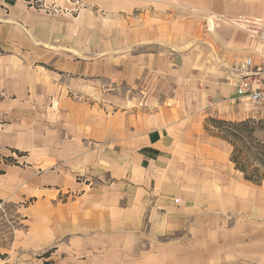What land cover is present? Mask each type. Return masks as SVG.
I'll list each match as a JSON object with an SVG mask.
<instances>
[{
  "label": "rangeland",
  "instance_id": "rangeland-1",
  "mask_svg": "<svg viewBox=\"0 0 264 264\" xmlns=\"http://www.w3.org/2000/svg\"><path fill=\"white\" fill-rule=\"evenodd\" d=\"M24 1L78 19L81 34L15 62L31 103L14 106L15 78H0V154L14 158L0 165V264H264V108L212 99L255 51L235 19L264 18V0ZM61 57L99 69L60 71ZM215 119L255 122L256 179ZM16 126L33 141L20 143ZM156 126L174 129L164 163L138 151ZM41 153L58 160L40 163ZM237 184L253 193L238 196Z\"/></svg>",
  "mask_w": 264,
  "mask_h": 264
},
{
  "label": "crops",
  "instance_id": "crops-1",
  "mask_svg": "<svg viewBox=\"0 0 264 264\" xmlns=\"http://www.w3.org/2000/svg\"><path fill=\"white\" fill-rule=\"evenodd\" d=\"M78 19H72L70 16L64 15H49L47 13L39 12L29 7L26 1L24 0H0V45L5 44L8 45L11 51H15L14 54L0 57V78L2 75H7L10 78H15L13 88L18 85L20 96L14 102V106L16 103H31L30 99L22 95L23 91L26 89L25 84H28V81L23 79L20 80L21 74L19 73V65L15 64L18 59H22L20 56H25L23 59V63L26 64L25 58L28 57V54H31L30 48H33L37 45H52L59 46L61 43L70 44V41L76 40V36L81 34L80 25L78 24ZM238 24V20L235 19ZM215 23L214 21L210 22V27L213 29ZM239 25V24H238ZM249 44V38L247 39ZM35 45V46H34ZM75 47V44H73ZM250 52V51H246ZM11 56H13L11 58ZM27 56V57H26ZM246 56V55H245ZM60 71L64 69H85L87 72H95L94 69H99L98 65L92 63V65H85L79 60L73 61L69 60L65 57H61L58 62ZM27 72L32 71L31 68L27 65ZM22 66V67H23ZM38 71V70H36ZM28 79V77H26ZM17 79V80H16ZM2 81L0 80V83ZM1 85V84H0ZM215 95L212 99L217 101L218 99L224 100L226 97V93L228 94V100L237 99V93L234 86H230L227 83L224 85L218 86L216 90L212 91ZM248 103V102H247ZM19 109L25 110L23 107H19ZM25 115L24 112L21 111L20 117L23 120H31L32 116ZM13 128H10L12 131ZM172 127L170 126H161L154 127L148 130L147 132L139 134L138 138H143L141 141L144 143L139 146L138 151H140L141 158L153 156L157 157L161 163L168 161L171 153V144L175 142L174 131L172 132ZM172 132V133H171ZM14 137L21 143H31L30 134H27L21 128H15ZM12 134V133H11ZM10 134V135H11ZM36 141V140H34ZM142 152V153H141ZM145 154V156H144ZM171 154V155H170ZM40 163H48L54 162L58 160V158L47 156L45 157L43 153L39 155ZM15 173H11L10 181H15ZM3 174H6L3 173ZM2 177V175H0ZM47 178L42 176L36 178L37 181L41 183L45 182L47 184ZM49 179V178H48ZM57 180L60 183H64L67 181V177H61ZM69 181V180H68ZM67 181V182H68ZM26 182V180H25ZM43 190V189H41ZM234 192L241 197H245L252 192L250 188L246 185L237 184L234 188ZM253 193V192H252ZM44 194V193H42Z\"/></svg>",
  "mask_w": 264,
  "mask_h": 264
},
{
  "label": "built area",
  "instance_id": "built-area-1",
  "mask_svg": "<svg viewBox=\"0 0 264 264\" xmlns=\"http://www.w3.org/2000/svg\"><path fill=\"white\" fill-rule=\"evenodd\" d=\"M238 24L247 28L256 47L229 68L230 79L238 98L264 108V18L246 17Z\"/></svg>",
  "mask_w": 264,
  "mask_h": 264
},
{
  "label": "trees",
  "instance_id": "trees-1",
  "mask_svg": "<svg viewBox=\"0 0 264 264\" xmlns=\"http://www.w3.org/2000/svg\"><path fill=\"white\" fill-rule=\"evenodd\" d=\"M215 122V128L217 129L218 135L222 136L226 140H228L231 143H234L236 141H240L241 144L238 143V146L234 148V152L232 154V160L234 163H236V166L243 172L245 173V178L247 179H256L255 175H249L248 174V163H249V156L252 153L251 147L250 148L247 146L249 144V140L252 141L258 145L260 144V141H258V138L253 134L256 126H254L255 122L252 120L249 121H241V122H232L228 120H223V119H218V120H213ZM233 144V145H234ZM245 148H249L246 149ZM19 155H23V152H20L15 150ZM248 152V154H247ZM259 154L261 156H264V147H259ZM5 159V163H9L11 161H14L13 157L10 156H3L0 154V165H1V160ZM261 159V158H260ZM264 161L263 159H261ZM5 172L4 167L0 166V175H2ZM256 172L255 174H260L259 170H254ZM256 177L257 180L264 179V174L260 177L257 175Z\"/></svg>",
  "mask_w": 264,
  "mask_h": 264
}]
</instances>
